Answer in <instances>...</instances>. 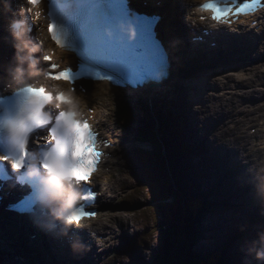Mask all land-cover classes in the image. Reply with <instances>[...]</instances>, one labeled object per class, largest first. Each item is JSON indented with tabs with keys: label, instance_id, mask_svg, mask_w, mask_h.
<instances>
[{
	"label": "rangeland",
	"instance_id": "1",
	"mask_svg": "<svg viewBox=\"0 0 264 264\" xmlns=\"http://www.w3.org/2000/svg\"><path fill=\"white\" fill-rule=\"evenodd\" d=\"M159 107L158 109H156ZM228 109V108H227ZM159 111V113H158ZM200 112V110H198ZM215 114V113H214ZM214 114L212 116H214ZM169 115H172L170 113V107L166 106L165 103H153L151 105L145 104L144 106H140L138 109L135 108L134 113H133V125L131 128V135L136 134L137 138L139 140H144L141 138H149L147 133L145 132L147 129H150V126L152 127L153 125L155 126L156 119L159 121L164 122L165 120L167 121L168 118H170ZM207 116V115H206ZM204 116H201L203 118ZM179 119L181 120L182 126L185 128V123L182 118V114L179 115ZM146 128H143V127ZM210 126H212V123H210ZM169 127V126H168ZM173 127H169L168 132L166 130L162 129L160 132L162 133V137L164 138L165 136L171 135L172 136V131ZM235 130V129H234ZM141 131V132H139ZM139 132V136H138ZM157 129H153V137H157ZM240 135V131L238 134H236V137L238 138ZM140 137V138H139ZM171 138V137H170ZM214 138V134H213ZM229 139H232V137L228 136ZM240 138V137H239ZM169 139V138H167ZM189 140V137L187 138ZM124 140V139H123ZM151 143L154 147H158L157 143L155 140L152 141ZM191 144L194 145V147L198 146L195 145L192 141H189ZM145 147V145H142ZM236 148L239 147V145H235ZM185 148V149H184ZM187 151V148L182 145L181 146V152L185 153ZM130 153V154H129ZM127 156H126V161L128 162V167L127 171L124 175L125 182H122L123 184H128V186L132 187V198L133 202L132 204L138 203L142 204L141 206H134L131 210L135 211L132 213V211L127 215L128 219L124 220L127 222L129 225L134 226V228L129 229L125 228V230H120L116 228L117 225H115V232H122L124 234H132L131 240H132V245L129 249H127L125 255L123 256V253L121 252V260L123 264H152V260H150L151 256H153L155 253H158L162 247H165L166 241H162V235H159L158 232L152 231V228L150 226L154 227L156 224H153L152 221V213H153V208L151 206H148V201L147 197L144 193V191L138 190V184H137V178H139V165L136 162V158L134 156V151H130ZM134 153V154H133ZM142 154V153H140ZM133 158V159H132ZM199 157H196V160H198ZM118 161V160H117ZM189 162V161H187ZM196 164H198V167H202L201 163L196 162L195 160L193 161ZM121 163V162H120ZM195 163L193 164L195 166ZM122 164V163H121ZM157 166L159 169L163 168V165L161 164V161L157 162ZM187 164V163H186ZM138 166V167H137ZM138 168V169H137ZM137 171H136V170ZM130 170V171H129ZM208 172V171H207ZM134 174L137 178L132 176ZM127 176V177H126ZM128 180V181H127ZM214 184L220 183L221 181V186L223 187L226 180L225 178L221 177L220 174L215 173V177L210 179ZM215 198H218L217 195L215 194L213 198H209L211 202V208L212 211L208 212L203 216L201 221L195 226V229L198 232H201V237L206 238V236H209L207 240H204L202 242L196 243L194 246V249L192 250L193 253L200 254V255H206L207 252H212L219 250L221 248L226 247L227 244L229 246L226 248V264H236L235 259H236V254L241 257L239 260L238 264H264V260L259 263V258L258 254H254V250L261 248L262 244H256L258 238L257 235H251V231L248 229V224L250 223V220H248L249 216L243 215L241 218H237L236 214H233L235 216V221L234 222H229L228 220H225L227 218V213L226 209L224 212H222V209H219L218 207L220 206H226L229 204L227 200L217 202L214 201ZM227 203V204H224ZM147 205V209H144V206ZM214 208V209H213ZM262 212H257L256 219H259ZM228 218L230 220H233V217L231 215H228ZM244 218V219H243ZM246 219V221H245ZM118 222V220H116ZM202 222V224H201ZM210 224L213 226V228L208 232L205 231L206 235L203 234V231L205 230V225ZM203 229V230H201ZM244 231V232H243ZM248 232L247 236L245 235H240L242 233ZM149 232L147 235L143 237V240L140 241L141 245L133 244L134 241L138 238L139 235L142 233ZM240 236V237H238ZM239 238L237 240L236 238ZM227 239H231L229 243L226 244ZM122 241H119L117 245H119ZM215 246H218V248H215ZM143 247V249H141ZM208 247H210L209 250ZM137 248L139 252H141V257L138 256V253H134L133 250ZM109 257H117L114 252L110 253L107 255ZM189 256V255H188ZM107 258V257H106ZM152 259V258H151ZM13 261L7 262V263H1L0 264H12Z\"/></svg>",
	"mask_w": 264,
	"mask_h": 264
},
{
	"label": "bare ground",
	"instance_id": "2",
	"mask_svg": "<svg viewBox=\"0 0 264 264\" xmlns=\"http://www.w3.org/2000/svg\"><path fill=\"white\" fill-rule=\"evenodd\" d=\"M150 3H152V1H150ZM28 12H29V10H28ZM30 13V12H29ZM185 24V22H183V21H181L180 22V24L182 25V24ZM182 25V26H185V25ZM194 33H192V35H193ZM189 41H190V39H189V37L187 36L186 37ZM3 53L6 55V53L3 51ZM243 57H247V56H245V55H243ZM193 59L194 60H196V61H199L202 65H205L204 63H205V60H202L201 58H195V57H193ZM34 63L36 64V61H34ZM42 67H44V62H41V64H40ZM252 70L253 71H255V67H254V64H253V66H252ZM178 77H182V75H180V76H178ZM180 83V82H179ZM178 83V84H179ZM177 84V85H178ZM258 85H261V84H258ZM174 86H176V84L174 85ZM182 91H184V90H182ZM78 94H79V91L77 92ZM168 93H170V90L169 89H167V88H163V90L161 91V92H159V93H156V94H153V93H142L143 95H145L146 97H147V99H148V101H149V103H151L152 104V100L151 99H153L154 97H156V95H162V96H164V95H168ZM106 94H108V96H110V97H113V96H115L114 98H112L113 99V101H120V100H125V101H128L125 97L126 96H131L132 97V95H133V93L131 92V91H127V90H114V89H111L109 86H103V85H95L94 86V90H93V92H92V94L89 96V95H87L86 97H85V99H87L88 97L90 98V99H92L93 101H101L105 106H106V108H107V115H108V124L110 125V126H113V125H115V126H120V123L118 122V121H116V122H112L111 121V117L112 116H114L115 115V108L114 107H112V103H110L109 101H108V96L106 95ZM184 94H185V92H184ZM249 95H253V94H249ZM185 96H187V97H189L188 95H185ZM258 97H259V100L260 101H262L263 99H264V96L263 95H258ZM252 99H254V101H255V103H259L258 101H257V99L255 98V97H252ZM219 102H221L220 100H219ZM86 103H89V101L88 102H86ZM162 103H165L166 105L168 104L169 105V102L168 101H166V100H164V101H162ZM188 102L186 101V99H183V100H181L180 101V103L178 104V105H180V107H182V109L186 106V104H187ZM135 106V105H134ZM187 107V106H186ZM232 108H235V106L233 105V106H231ZM159 107H157L156 109H158ZM213 110L211 111V112H216V110H217V108H212ZM221 109H225V107H221ZM122 110H124V108H122ZM172 111L174 112V109H172ZM158 113H159V111H158ZM258 115H259V113H258ZM236 116H238V114H236V113H234V115L232 116L233 117V119L235 120L236 119ZM254 122H255V118H254V120H253ZM235 123L236 124H239V122H237L236 120L235 121H232L231 122V124H234L235 125ZM164 130H166V128L164 129ZM190 134L192 135V133L190 132ZM134 135V134H133ZM132 135V136H133ZM245 136V135H244ZM170 137H174V136H171V135H169V137L168 136H165L164 138H170ZM248 140H252L251 138H248ZM141 141H143V140H141ZM150 142H152V138L150 137ZM195 143V142H194ZM144 145H146V144H144ZM149 145H151V144H149ZM149 145H147V147L149 148ZM185 149V148H184ZM217 150H218V148H217ZM130 154V153H129ZM134 154V153H133ZM206 154V153H205ZM114 157H116L115 158V162H121L122 164H123V161H122V156L121 157H117V155H118V153H117V151H115L114 152ZM213 155H214V157H216V158H218V159H220L224 154L223 153H218V152H214L213 153ZM133 157H135V156H133ZM133 159V158H132ZM118 160V161H117ZM42 161H39V163H41ZM244 162V161H243ZM245 163V165H247V170H249L248 169V162L247 161H245L244 162ZM181 165H182V167L184 168V170H186L187 168H186V166H185V164L181 161ZM138 167V166H137ZM181 167V166H180ZM139 168V167H138ZM137 168V169H138ZM241 169V168H240ZM136 170V169H135ZM225 170H227V169H225ZM224 170V171H225ZM130 171V170H129ZM137 171V170H136ZM182 171V170H181ZM210 171H211V173H218V174H220V176H222V175H225V173L223 172V171H219V170H215L214 168H213V166H212V164L210 165ZM226 175H228V177H229V173L228 174H226ZM242 175L243 176H245V175H247V171L246 172H242ZM254 175V174H253ZM127 177V176H126ZM202 177V176H201ZM184 180V179H183ZM128 181V180H127ZM185 181H186V179H185ZM125 182V181H124ZM219 182H221V181H219ZM249 186V184L247 185V183H244L243 185H242V189L245 191L244 193L245 194H247V190L248 189H246L245 187H248ZM221 187V186H220ZM238 187V198H239V191L241 190V185L240 186H237ZM240 187V188H239ZM221 189H223V187H221ZM53 190L54 189H50V190H48L47 191V193L45 194V196L47 197V198H49V199H56L57 198V202H58V204H62L63 205V209L66 211V209L67 210H69L70 209V206L68 207L67 205V203L65 202L66 201V198L63 196V195H61L62 197H63V199L62 198H60L59 196H58V194L57 193H54L53 192ZM56 190V189H55ZM209 191H210V189L208 190V191H206L205 192V194L204 195H206V200H207V198H209L211 195H210V193H209ZM225 192H226V190H225ZM223 193H224V191H223ZM201 195V194H200ZM203 195V194H202ZM2 200H5V198H3V197H0ZM240 199V198H239ZM224 200H227L228 202H229V204H227V203H224V204H227V207H230V208H232V209H234L235 211H236V213H238L237 215H238V217H242L243 215H245L241 210H239V209H236V208H233L232 206H231V204H230V201H231V196L230 195H226L225 196V199ZM192 201H193V199H192ZM240 201L243 203V204H247L246 202H243V200H241L240 199ZM106 202H108V197L106 198ZM108 203H106V205H107ZM104 205V204H103ZM219 209H222L221 211L222 212H224L225 211V209H226V206H220V207H218ZM241 208V207H240ZM67 212V211H66ZM256 212H254V213H252V214H250V217H252V219L254 220V222H257V225L259 226V228L261 229L260 230V232H259V241H261L262 239H263V237H264V226H262L261 225V221L260 220H258V219H256ZM244 219V218H243ZM225 220H228V218H226ZM245 221H246V219H245ZM119 222V221H118ZM117 222V223H118ZM68 225L69 226H66V228H71L72 226H73V223L72 222H68ZM103 225V227L105 226V224H102ZM95 227V226H94ZM3 228H6V227H0V231L3 229ZM119 229L120 230H122L123 229V225L121 224L120 226H119ZM248 229H251V225L249 224V226H248ZM94 230H96V228H94ZM34 231H36V230H34ZM10 232V230H5L1 235H0V246H6V244H8V241H10V240H12V241H15V238H17L18 237V235L20 234V231H19V228L18 229H15L12 233H9ZM244 232V231H243ZM5 234V235H4ZM21 234H23V233H21ZM98 234H104V233H98ZM247 234H249V233H247V231L245 232V233H242V234H240V235H245V236H247ZM82 233H80V237L79 238H81L82 237ZM124 235V234H123ZM121 236V239L123 240L124 239V236ZM2 236L4 237L5 236V238H2ZM238 237H240V236H238ZM236 238L237 240H239V238ZM205 238V237H204ZM85 240V239H84ZM202 240H204V239H202ZM240 241V240H239ZM79 245L81 246V247H83L84 246V243H83V238L81 239V240H79ZM42 249L43 250H45L46 248H45V246H43L42 247ZM10 250L11 251H14V247H12V249L10 248ZM38 252H40L41 253V251H39L38 250ZM60 252V254H66L65 252H61V251H59ZM219 252H221L220 250H219ZM53 253H55V252H53ZM59 254V255H60ZM46 255H49V254H47L46 253ZM55 255H56V253H55ZM55 255H53V256H55ZM96 257H97V255H96ZM84 259H86V258H84ZM264 260V255L262 254V256L260 257V259H259V262H262ZM85 263H87V259H86V262ZM123 264L122 262H120L119 260H116L115 262H106V261H100L99 262V264ZM13 264H22L19 260H15L14 262H13ZM41 264H43V263H41ZM68 264V263H67Z\"/></svg>",
	"mask_w": 264,
	"mask_h": 264
},
{
	"label": "trees",
	"instance_id": "3",
	"mask_svg": "<svg viewBox=\"0 0 264 264\" xmlns=\"http://www.w3.org/2000/svg\"><path fill=\"white\" fill-rule=\"evenodd\" d=\"M179 174H181L180 171L177 175ZM177 179H179L178 176ZM184 181L183 179L180 181V187H183V184H185ZM198 206V200H191V204L188 207L179 204L178 200L163 206L166 220L160 227L166 236L167 244L164 250L157 255L156 260L159 264H217V254L211 255L205 259L199 256L187 258L188 250L198 237L197 234L193 232V225L198 221L199 212H197L193 218L191 217V214H193L192 211L194 212V209L198 208ZM176 246L178 249L173 255V249Z\"/></svg>",
	"mask_w": 264,
	"mask_h": 264
},
{
	"label": "clouds",
	"instance_id": "4",
	"mask_svg": "<svg viewBox=\"0 0 264 264\" xmlns=\"http://www.w3.org/2000/svg\"><path fill=\"white\" fill-rule=\"evenodd\" d=\"M30 11H31V9H30ZM13 26L16 28L22 27L21 23H15ZM17 35H19V34H17ZM30 51L35 52V51H37V49L32 48V49H30ZM66 92H67V96H68L69 100H68V104H67L66 109L62 110V111H66V113H67V115L65 116V119H64V123L69 130H74L76 132L77 141L79 143L81 140H83L86 133L83 129H80L78 126H76L75 122H76L77 118L83 119L82 114H83L84 108L86 106L81 104L80 101H78L74 98L73 93H72V89L70 86L67 88ZM45 115H48V114L45 113ZM49 142H51V141H49ZM52 169L54 172L63 175L65 178V181L72 178L71 173H67L64 170V161H63L62 157H56L53 159ZM13 170L15 171V167L13 168ZM31 174H32V169L30 167L29 168V175H31ZM189 190H191V188H189ZM67 191L69 193V196H70L72 203H75L76 202V193L73 191L70 184L67 185ZM193 192L194 191L192 190V193ZM195 197H196V195H195ZM77 226H79V225H77ZM198 242L199 241H196V243H198Z\"/></svg>",
	"mask_w": 264,
	"mask_h": 264
},
{
	"label": "snow or ice",
	"instance_id": "5",
	"mask_svg": "<svg viewBox=\"0 0 264 264\" xmlns=\"http://www.w3.org/2000/svg\"><path fill=\"white\" fill-rule=\"evenodd\" d=\"M119 57L121 67L118 69V71L129 77H136L141 73L140 69L145 61L149 57H155V52L149 45L140 43L136 47H125L124 49L120 50ZM22 165V160H18L15 163L16 168H21ZM45 167H48V165L46 164ZM19 206L23 211H30L32 208V202L30 199L22 197ZM77 216L83 218V213H77Z\"/></svg>",
	"mask_w": 264,
	"mask_h": 264
}]
</instances>
